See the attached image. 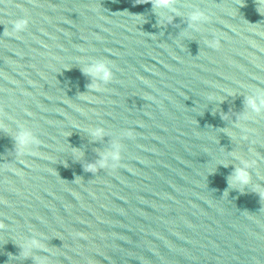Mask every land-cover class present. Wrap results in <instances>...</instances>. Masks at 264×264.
Segmentation results:
<instances>
[{
  "label": "water",
  "instance_id": "water-1",
  "mask_svg": "<svg viewBox=\"0 0 264 264\" xmlns=\"http://www.w3.org/2000/svg\"><path fill=\"white\" fill-rule=\"evenodd\" d=\"M0 264H264V0H0Z\"/></svg>",
  "mask_w": 264,
  "mask_h": 264
}]
</instances>
